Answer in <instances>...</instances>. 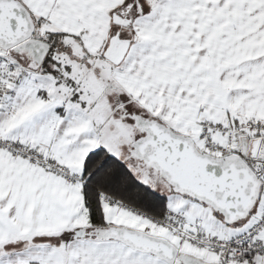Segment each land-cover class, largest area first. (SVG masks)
Here are the masks:
<instances>
[{"label":"snow or ice","instance_id":"1","mask_svg":"<svg viewBox=\"0 0 264 264\" xmlns=\"http://www.w3.org/2000/svg\"><path fill=\"white\" fill-rule=\"evenodd\" d=\"M0 264H264V0H0Z\"/></svg>","mask_w":264,"mask_h":264}]
</instances>
